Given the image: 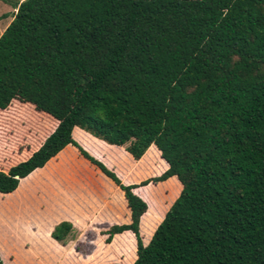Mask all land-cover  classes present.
<instances>
[{"label": "trees", "instance_id": "16d2710c", "mask_svg": "<svg viewBox=\"0 0 264 264\" xmlns=\"http://www.w3.org/2000/svg\"><path fill=\"white\" fill-rule=\"evenodd\" d=\"M3 1L16 10L0 36V112L31 106L37 131L0 168V193L70 144L123 192L129 222L102 234L131 232L132 264H264V0ZM75 127L134 160L154 145L167 168L125 184ZM173 176L181 190L145 244L134 189ZM73 228L50 235L64 245Z\"/></svg>", "mask_w": 264, "mask_h": 264}, {"label": "rangeland", "instance_id": "374dc122", "mask_svg": "<svg viewBox=\"0 0 264 264\" xmlns=\"http://www.w3.org/2000/svg\"><path fill=\"white\" fill-rule=\"evenodd\" d=\"M15 10L8 2L0 0V36L11 22ZM5 13L8 16L2 18ZM30 113L34 114L31 106H24L17 102L0 112V168L7 167L13 159L11 153L21 148L26 143L23 142L24 139L33 134V131H37L35 122L31 123ZM35 115L37 122L44 120L42 116ZM160 158V152L155 150L148 151L139 161L129 158V183H125L116 175L125 184H138L142 180L161 174L167 168L166 162L164 163ZM83 171L86 174L89 173L85 168ZM45 172L25 180L21 183V188H17L12 193H0V228H2L0 231L3 233V236H0V255L3 264H97L111 261L132 264L136 257V243L133 235L131 233L115 235L111 243L107 244L105 243L106 235H103L102 231L108 225L96 222L91 216H88L84 224L72 223L73 232L64 245L55 241L50 236L51 233L48 234L50 229L52 230L57 223L66 218L65 214L68 213L43 209L36 211L33 209V204H22L20 196V190L30 187L33 180L38 181L47 177L48 172ZM170 178L173 179L169 183L149 182L145 186L134 189V192L147 203V213L140 221V233L145 244L181 190L176 177ZM98 182L101 183V180ZM59 184L53 180L45 182L42 185L43 189L36 197L41 198L48 191L59 193L61 190ZM101 184L105 186L104 188H111L109 184L104 182ZM156 184L158 188L154 187ZM162 184L173 186L174 194H169ZM119 214H121L120 211ZM123 218L122 214L117 215V220ZM118 222L115 221L112 224H118Z\"/></svg>", "mask_w": 264, "mask_h": 264}, {"label": "crops", "instance_id": "0c3cea01", "mask_svg": "<svg viewBox=\"0 0 264 264\" xmlns=\"http://www.w3.org/2000/svg\"><path fill=\"white\" fill-rule=\"evenodd\" d=\"M72 136L90 155L101 160L108 168L115 171L122 181L129 183V158H133L125 151L124 147L107 144L78 127L73 129ZM153 146L151 145L140 159ZM84 168L89 171L88 175L83 171ZM43 172H48V176L38 181L33 180V184L30 187L20 190L22 204L31 203L36 211L43 209L66 212L68 214H65L66 218H63L62 221H69L74 225L84 224V221L90 216L96 222L104 223L108 226L115 221H119L118 224L129 222V208L123 192L95 165L86 160L75 146L70 144L65 146L42 168L35 169L25 178H22L17 188L20 189L21 183L25 180H29L35 174L39 175ZM51 180L60 183V192L58 191L59 193L55 194L48 191L45 192L43 197H36L39 191L43 189L42 185ZM100 180L101 183L104 182L111 185V188H104L105 186L98 182ZM119 211L124 217L122 220H117V215H121ZM51 231L50 229L48 234ZM129 233L131 232L125 231L117 235ZM1 235L3 236V233L0 231Z\"/></svg>", "mask_w": 264, "mask_h": 264}]
</instances>
